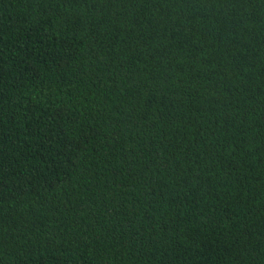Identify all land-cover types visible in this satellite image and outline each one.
Instances as JSON below:
<instances>
[{
  "label": "trees",
  "instance_id": "trees-1",
  "mask_svg": "<svg viewBox=\"0 0 264 264\" xmlns=\"http://www.w3.org/2000/svg\"><path fill=\"white\" fill-rule=\"evenodd\" d=\"M0 264H264V0H0Z\"/></svg>",
  "mask_w": 264,
  "mask_h": 264
}]
</instances>
